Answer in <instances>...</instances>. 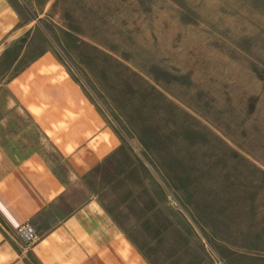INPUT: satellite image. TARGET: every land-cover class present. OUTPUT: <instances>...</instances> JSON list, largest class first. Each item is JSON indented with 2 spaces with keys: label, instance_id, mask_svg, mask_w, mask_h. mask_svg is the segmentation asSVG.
I'll list each match as a JSON object with an SVG mask.
<instances>
[{
  "label": "rangeland",
  "instance_id": "obj_1",
  "mask_svg": "<svg viewBox=\"0 0 264 264\" xmlns=\"http://www.w3.org/2000/svg\"><path fill=\"white\" fill-rule=\"evenodd\" d=\"M10 1L0 83L74 69L123 137L100 171L140 261L264 264V0Z\"/></svg>",
  "mask_w": 264,
  "mask_h": 264
},
{
  "label": "crops",
  "instance_id": "obj_2",
  "mask_svg": "<svg viewBox=\"0 0 264 264\" xmlns=\"http://www.w3.org/2000/svg\"><path fill=\"white\" fill-rule=\"evenodd\" d=\"M20 26L16 7L0 0V57ZM123 148L119 129L56 51L1 82L0 264H143L100 171ZM25 223L37 233L32 244L17 233Z\"/></svg>",
  "mask_w": 264,
  "mask_h": 264
},
{
  "label": "built area",
  "instance_id": "obj_3",
  "mask_svg": "<svg viewBox=\"0 0 264 264\" xmlns=\"http://www.w3.org/2000/svg\"><path fill=\"white\" fill-rule=\"evenodd\" d=\"M17 233L21 235L29 244L37 239V233L30 223H25L16 228Z\"/></svg>",
  "mask_w": 264,
  "mask_h": 264
}]
</instances>
